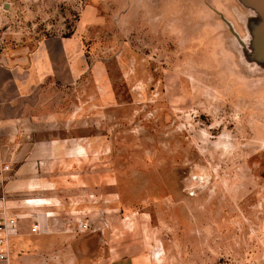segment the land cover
Returning a JSON list of instances; mask_svg holds the SVG:
<instances>
[{
  "label": "rangeland",
  "instance_id": "374dc122",
  "mask_svg": "<svg viewBox=\"0 0 264 264\" xmlns=\"http://www.w3.org/2000/svg\"><path fill=\"white\" fill-rule=\"evenodd\" d=\"M1 66L0 205L60 210L55 261L264 264L262 3L0 0Z\"/></svg>",
  "mask_w": 264,
  "mask_h": 264
},
{
  "label": "crops",
  "instance_id": "0c3cea01",
  "mask_svg": "<svg viewBox=\"0 0 264 264\" xmlns=\"http://www.w3.org/2000/svg\"><path fill=\"white\" fill-rule=\"evenodd\" d=\"M8 73H9V69H7L5 66L0 67V84H2L4 80L10 77V76L6 77V74ZM11 84L13 85L12 82ZM4 95H5L4 93H0V101H2ZM8 98L10 99L9 96ZM9 167H10V164H9ZM35 184L36 183L33 184L34 185L33 187H36ZM31 191H36V188H33ZM40 202L41 204H43L45 201L43 199H35V200L23 199L19 201L18 203H14V206L12 208L14 209L15 213L12 211L13 209L7 206L13 214H16L18 216L29 214L30 218H32L31 224L34 222H38L40 230L36 233L30 232V234L48 235L46 245H37L35 249L31 251L30 256H25V255L17 256V260L15 264H58V263L59 264H152L151 262L147 261L145 258H141V257L138 258L136 256H123V257H119L116 259H112L110 261H103L101 259L96 258L95 260H91L90 262H87V263L86 262L81 263V262H76V261L70 262L69 260H64V261L59 260L58 262L55 261L56 253H69L71 252V250L70 248L67 249L66 247H64L63 249H59V247L56 245L55 239H53V235H57V234L63 235V234H66L65 232L61 231V229L60 230L58 229L51 230L49 228L46 229V224H45L46 221L49 222V225H52V224L55 225V222L59 220L56 217V213L60 212V210H56L50 207L46 208L45 205H47L48 204L47 203V204L42 205V208L40 211L39 209V205H41ZM9 205L12 206L13 204H9ZM44 211H48V218H45ZM30 218H25V219H30ZM79 227L82 230V226L80 225ZM18 230H19V227L17 228L16 234L11 236L10 239L18 236L17 234ZM10 253H11V249H10V246H8V264H13L11 260V255H9ZM42 254H47V259L45 257H41L40 255ZM36 255L38 256V259H36L37 257ZM40 257L43 258V260L39 259Z\"/></svg>",
  "mask_w": 264,
  "mask_h": 264
},
{
  "label": "built area",
  "instance_id": "2783aa9c",
  "mask_svg": "<svg viewBox=\"0 0 264 264\" xmlns=\"http://www.w3.org/2000/svg\"><path fill=\"white\" fill-rule=\"evenodd\" d=\"M8 169V164H0V183ZM20 219L7 206L0 205V264H8V239L16 234ZM29 230L31 233L38 232L40 230L38 222L32 223Z\"/></svg>",
  "mask_w": 264,
  "mask_h": 264
},
{
  "label": "bare ground",
  "instance_id": "6f19581e",
  "mask_svg": "<svg viewBox=\"0 0 264 264\" xmlns=\"http://www.w3.org/2000/svg\"><path fill=\"white\" fill-rule=\"evenodd\" d=\"M259 1V3L261 4H263L264 5V0H258ZM18 216V215H17ZM19 217V216H18Z\"/></svg>",
  "mask_w": 264,
  "mask_h": 264
}]
</instances>
